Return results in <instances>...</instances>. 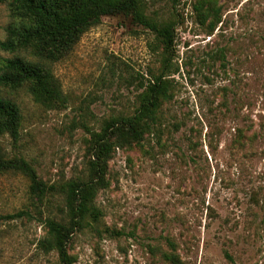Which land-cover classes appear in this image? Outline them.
<instances>
[{
    "label": "rangeland",
    "instance_id": "374dc122",
    "mask_svg": "<svg viewBox=\"0 0 264 264\" xmlns=\"http://www.w3.org/2000/svg\"><path fill=\"white\" fill-rule=\"evenodd\" d=\"M147 12L174 21L175 48L165 63L155 34L130 17L104 16L54 63L67 102L45 106L28 87H1L22 110L20 137H3L48 184L84 177L90 130L133 113L138 96L166 74L173 97L142 145L118 148L99 191V222L79 229L73 264H171L168 240L186 264H264V0H219L222 21L210 33L196 0H144ZM15 19L0 4V42ZM16 54L0 46V67ZM28 177L0 173V264H59L39 243L45 220L65 214L60 194L38 201Z\"/></svg>",
    "mask_w": 264,
    "mask_h": 264
},
{
    "label": "trees",
    "instance_id": "16d2710c",
    "mask_svg": "<svg viewBox=\"0 0 264 264\" xmlns=\"http://www.w3.org/2000/svg\"><path fill=\"white\" fill-rule=\"evenodd\" d=\"M9 3L15 19L8 27V37L0 42L7 51H30L31 59L16 54L5 59L0 67V88L17 90L28 87L34 100L45 106H59L67 102L54 63L63 59L77 45L83 34L99 24L104 16L123 15L155 34L164 47V62L172 58L177 24L160 20L147 12L144 0H0ZM202 24L207 23L212 33L222 21L219 0H196L193 4ZM166 74L155 76L138 96L133 113L117 114L104 119L99 130H90V158L87 174L64 182L48 184L23 156H10L3 144L8 135L14 141L20 137L22 110L13 99L0 93V173L17 171L30 181V192L38 201L46 196L60 194L65 203V214L45 220L47 234L39 246L46 252L55 251L59 264H73L75 256L69 243L79 229L99 222L103 212L97 205V196L106 188L108 166L114 152L120 148L142 145L146 136L156 131L161 121V110L171 100V85ZM29 210H19L0 220L29 217ZM172 249L163 252L171 264H186L176 253V244L168 240Z\"/></svg>",
    "mask_w": 264,
    "mask_h": 264
}]
</instances>
